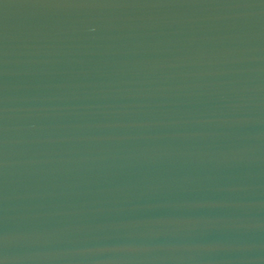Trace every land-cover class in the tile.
Returning a JSON list of instances; mask_svg holds the SVG:
<instances>
[{"label": "water", "instance_id": "95a60500", "mask_svg": "<svg viewBox=\"0 0 264 264\" xmlns=\"http://www.w3.org/2000/svg\"><path fill=\"white\" fill-rule=\"evenodd\" d=\"M2 264H264V0H0Z\"/></svg>", "mask_w": 264, "mask_h": 264}, {"label": "clouds", "instance_id": "9594fccd", "mask_svg": "<svg viewBox=\"0 0 264 264\" xmlns=\"http://www.w3.org/2000/svg\"><path fill=\"white\" fill-rule=\"evenodd\" d=\"M0 264H2V262H0Z\"/></svg>", "mask_w": 264, "mask_h": 264}]
</instances>
